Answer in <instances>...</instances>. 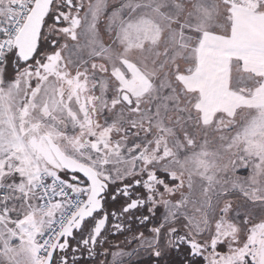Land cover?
<instances>
[{
    "label": "snow or ice",
    "instance_id": "6c2138e0",
    "mask_svg": "<svg viewBox=\"0 0 264 264\" xmlns=\"http://www.w3.org/2000/svg\"><path fill=\"white\" fill-rule=\"evenodd\" d=\"M0 264H264V0H0Z\"/></svg>",
    "mask_w": 264,
    "mask_h": 264
}]
</instances>
